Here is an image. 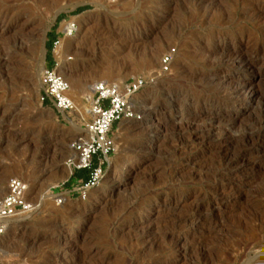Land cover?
<instances>
[{"label": "rangeland", "instance_id": "obj_1", "mask_svg": "<svg viewBox=\"0 0 264 264\" xmlns=\"http://www.w3.org/2000/svg\"><path fill=\"white\" fill-rule=\"evenodd\" d=\"M68 18L78 26L61 67L79 106L94 81L152 73L166 52L172 62L137 95L141 119L116 126L110 167L128 168H109L87 199L56 204L48 190L67 177L72 125L83 121L37 97L48 35ZM0 48L15 55L16 73L0 71V198L19 177L33 205L0 239V264H264V254L251 260L264 251V162L248 161L264 157V0H0ZM235 52L253 56L254 71L231 65ZM257 72L263 83L247 97ZM161 119L158 142L138 149Z\"/></svg>", "mask_w": 264, "mask_h": 264}, {"label": "built area", "instance_id": "obj_2", "mask_svg": "<svg viewBox=\"0 0 264 264\" xmlns=\"http://www.w3.org/2000/svg\"><path fill=\"white\" fill-rule=\"evenodd\" d=\"M63 27L55 31L51 41L52 65L44 64L39 74L38 102L65 117L76 112V100L72 96L69 81L57 68L61 63L60 47L64 39L75 35L78 23L74 18L64 19ZM172 53H163L157 70L147 75H139L124 81L97 80L90 84L87 94L82 96L86 105L87 118L82 131L69 142L71 155L65 160L68 175L50 186L48 195L56 204L71 200H85L95 190L110 165L115 153V131L124 120L138 121L141 115L136 101L137 95L148 85L155 83L169 70ZM85 114V115H86ZM76 171H85V176H75ZM33 212L28 199V184L19 177L7 181L6 191L0 198V239L14 219Z\"/></svg>", "mask_w": 264, "mask_h": 264}, {"label": "bare ground", "instance_id": "obj_3", "mask_svg": "<svg viewBox=\"0 0 264 264\" xmlns=\"http://www.w3.org/2000/svg\"><path fill=\"white\" fill-rule=\"evenodd\" d=\"M3 15V14H2ZM3 18V17H2ZM2 22V21H1ZM18 28V27H17ZM14 30V29H13ZM16 31V30H15ZM20 32L18 31V34H19ZM121 33V32H120ZM117 34V33H116ZM119 34V33H118ZM20 35H22V32L20 33ZM115 36V35H114ZM113 38V37H112ZM115 38H118V36L117 37H115ZM16 39L17 38H15V41H16ZM20 39H22V37L20 38ZM18 40V39H17ZM119 40H121V39H119ZM122 40H123V38H122ZM125 40V39H124ZM14 41V42H15ZM23 41V40H22ZM21 41V42H22ZM17 42H19V41H17ZM129 42V41H128ZM18 44H20V43H18ZM163 43H161V46H163L162 45ZM168 46V45H167ZM167 46H163V48H167ZM19 47V46H18ZM22 47V46H21ZM3 48V47H2ZM159 48H161L160 46L157 48V49H159ZM169 48V47H168ZM253 48V47H252ZM260 48V47H259ZM1 49V48H0ZM18 49V48H17ZM256 49V48H255ZM2 51H3V49H1ZM0 50V51H1ZM6 51V50H5ZM253 51V50H252ZM15 53V52H14ZM245 53H247V51H245ZM260 53V52H259ZM264 52H262V54H263ZM149 54V53H148ZM250 54V53H249ZM156 55H157V51H155V52H153L152 51V53L148 56V58L146 59V64L147 65H151L152 64V62H153V60H154V57H156ZM229 55H231V54H229ZM256 55V54H255ZM225 56V55H224ZM223 56V57H224ZM145 57V56H144ZM222 57V58H223ZM258 57V56H257ZM14 58H15V55L13 54V53H9V52H2V53H0V67H1V72H3V74H4V76H6L7 78H10L11 76H13V78L14 77H16L14 74H16L15 73V69H14V63H12V65L13 66H11L10 64H11V61L12 60H14ZM60 58L62 59L63 57H62V55H60ZM225 58V57H224ZM227 59V58H226ZM16 60H17V58H16ZM220 60H221V58H220ZM63 61V60H62ZM228 61H230V63H231V65L232 64H238L239 66H242V68L244 67L245 68V73H248L249 74V72H252V71H254L252 68H253V56H246V54H242V53H240V52H235V54H234V57H232V58H230ZM16 63H17V61H15ZM221 62V61H220ZM223 62V61H222ZM221 64V63H220ZM63 65V63L61 62L60 64H59V66H58V68H57V70H58V72L59 73H61V74H63L64 76H65V74H64V71L62 70V66ZM65 65V64H64ZM236 66V65H235ZM238 66V67H239ZM15 67H17V66H15ZM227 67V66H226ZM42 68L43 67H41V70H42ZM235 68V67H234ZM243 68V69H244ZM17 70V69H16ZM155 71V70H154ZM153 72V71H152ZM2 74V73H1ZM2 77V76H1ZM5 77V78H6ZM252 83L250 84V86H249V89L246 91V93H245V95H247V97L249 96H252V95H254L255 93H257V91L259 90V85L261 84V83H263L262 81H263V78L260 76V73L259 72H257V73H255V74H253L252 75ZM7 78L5 79V80H7ZM238 78V77H237ZM11 79V78H10ZM10 79H9V81H10ZM9 81H7V82H9ZM236 83V82H235ZM237 83H238V81H237ZM236 83V84H237ZM244 84H245V81H241L239 84H237L236 86L234 85H232V87H234V90H233V93H240L241 91H242V87L244 86ZM228 86H231V85H228ZM261 86V85H260ZM225 88V87H224ZM231 90H232V88H231ZM244 91V90H243ZM227 92V91H226ZM245 92V91H244ZM243 92V93H244ZM88 92H86V93H84L82 96H84L85 94H87ZM227 94V93H226ZM238 95V94H237ZM225 96H228V95H225ZM242 97V94L241 95H239V97ZM180 99V98H179ZM238 99V98H237ZM250 99V98H249ZM182 100V99H181ZM226 100V99H225ZM231 100H232V98H231ZM243 100V99H242ZM230 101V100H229ZM237 102V101H236ZM180 104H182V103H180ZM232 104H234V103H232ZM232 106V105H231ZM186 107V106H185ZM211 109V108H210ZM212 110V109H211ZM216 111H217V109H216ZM154 113V112H153ZM75 114H77L78 116H80V117H84L85 116V114H86V106L85 105H81V106H79L78 104L76 105V113ZM182 113H181V111H180V115H181ZM224 114V113H223ZM183 116V115H182ZM211 118H213V119H215L216 121L218 120H220L221 118V114L219 113V112H215V111H212L211 112ZM162 118V117H161ZM183 118V117H182ZM263 118V117H262ZM166 119V118H165ZM165 119H161L158 123L157 122H155L157 125H155L156 127H155V129L158 131L157 133H147V135H151L152 137H148L146 140H144V147H141V145H139V147H137L138 149H150V148H152L158 141L156 140V139H158V138H160V133H162V131H163V129L165 128L166 129V127H167V124L169 123H167L166 121H165ZM208 119H209V117H208ZM125 121H128V120H124L123 121V123L125 122ZM154 123V122H153ZM154 123V124H155ZM217 123V122H216ZM211 124V123H210ZM212 124H213V122H212ZM259 125H260V122H259ZM75 129H77L78 131H82V129L79 127H77V125H75V124H73L72 125ZM145 126H148L147 124L145 125ZM144 126V127H145ZM209 126V125H208ZM207 126V127H208ZM215 126V125H214ZM225 126V125H224ZM223 126V127H224ZM228 126V125H227ZM169 127V126H168ZM212 127V126H211ZM219 127V126H218ZM216 128H217V126H216ZM215 128V129H216ZM251 128V127H250ZM252 128H254L255 129V127H252ZM258 128V127H257ZM256 128V129H257ZM262 128H264V119H263V121H262ZM145 129H146V127H145ZM144 129V130H145ZM224 129H226V128H224ZM151 130V129H150ZM209 130V129H208ZM228 130V129H227ZM258 130V129H257ZM166 131V130H165ZM177 131V130H176ZM249 131V130H248ZM256 131V130H255ZM260 131V130H259ZM262 131H264V129L262 130ZM79 132V133H80ZM205 132V131H204ZM257 132V131H256ZM211 133V132H210ZM261 133V132H260ZM264 133V132H263ZM244 134V133H243ZM206 135V134H205ZM217 135V134H216ZM227 135V134H226ZM222 136V135H221ZM223 136H225V135H223ZM235 137H236V135H234ZM243 136H245V135H243ZM250 136H251V134H250ZM253 136V135H252ZM207 137V136H206ZM216 137V136H215ZM235 137H229L228 139L229 140H231V142H234V144H235V141L237 140V139H235ZM198 138V137H197ZM225 138H226V136H225ZM239 138V137H238ZM250 138V137H249ZM249 138H247V140L249 139ZM253 138V137H252ZM240 139H243V138H240ZM256 139V138H255ZM224 140V139H223ZM246 140V139H245ZM253 140V139H252ZM222 141V140H221ZM225 141V140H224ZM228 141V140H227ZM238 141H240V140H238ZM244 141V140H243ZM251 141V140H250ZM212 142V141H211ZM210 142V143H211ZM218 142V141H217ZM214 143V142H213ZM225 143V142H224ZM250 143V142H249ZM212 144V143H211ZM210 144V145H211ZM229 144V143H228ZM240 144H241V142H240ZM243 144V143H242ZM245 144V143H244ZM252 144H253V141H252ZM217 145V144H216ZM220 145H221V143H220ZM215 146V145H214ZM213 146V147H214ZM248 146V145H247ZM258 146V145H257ZM212 147V146H211ZM260 147V146H259ZM255 148V147H254ZM215 149V148H214ZM219 149V147L217 148V150ZM253 149V148H252ZM151 150V149H150ZM216 150V149H215ZM217 150H216V152H217ZM212 151V150H211ZM238 153V152H237ZM250 153V152H249ZM211 154V153H210ZM223 154V153H222ZM222 154H220V155H222ZM253 154V153H252ZM259 154V153H258ZM245 155V153L243 152V153H241V154H239V156H244ZM223 156V155H222ZM222 156H221V158H222ZM214 157H215V155H214ZM217 157V156H216ZM219 157V156H218ZM242 157H241V159H242ZM261 158H263V159H261ZM230 159V158H229ZM249 162H251V166H253L254 168L255 167H259V166H261L262 164H263V162H264V157H259V156H255V157H253V158H250V160H248ZM242 162V161H241ZM240 162V163H241ZM232 163L233 162H228V166H230L229 168H231V165H232ZM131 164V162H129V163H126V162H122L121 164H118V166H116V167H118L117 169H116V167L115 168H112V167H110V171L111 172H113L114 174H118V173H122L123 171H125L127 168H128V166ZM218 164V163H217ZM220 165V164H219ZM234 165V164H233ZM237 165V164H236ZM112 166V165H111ZM263 166V165H262ZM216 169V168H215ZM251 172V171H250ZM65 177H66V175H62L60 178H59V180H63V179H65ZM1 185V184H0ZM94 191V190H93ZM92 191V192H93ZM35 211H37V210H35ZM14 220H16V219H14ZM169 223H170V221H169ZM168 226H170V224L168 225ZM167 227V226H166ZM11 227H10V225L8 226V229H7V231H6V233L9 231V229H10ZM165 228V227H164ZM168 228V227H167ZM166 228V229H167ZM173 228V227H172ZM171 230V229H170ZM170 230H165V229H162V227H161V229H160V232L162 233V239H163V241L165 240H167L168 238H172V232L170 231ZM5 233V234H6ZM253 241V240H252ZM168 243H170V242H168ZM175 243V242H174ZM264 252V251H263ZM262 251L261 252H258V253H255L254 255V257H252L251 258V260L253 261V259H255V260H261V259H263V258H261L262 257V255L264 254ZM262 254V255H261ZM249 262H251L250 260H248V262L246 263V264H249ZM245 264V263H244Z\"/></svg>", "mask_w": 264, "mask_h": 264}, {"label": "trees", "instance_id": "obj_4", "mask_svg": "<svg viewBox=\"0 0 264 264\" xmlns=\"http://www.w3.org/2000/svg\"><path fill=\"white\" fill-rule=\"evenodd\" d=\"M83 8H78L75 10V13H78L82 10ZM61 17V16H60ZM58 17V19L60 18ZM55 38V32H52L48 35V42L46 43V50H47V54H46V59L49 58L50 63L52 65V61H51V55H50V49H51V41ZM75 176H82V173L80 171H76L75 172Z\"/></svg>", "mask_w": 264, "mask_h": 264}, {"label": "crops", "instance_id": "obj_5", "mask_svg": "<svg viewBox=\"0 0 264 264\" xmlns=\"http://www.w3.org/2000/svg\"><path fill=\"white\" fill-rule=\"evenodd\" d=\"M46 58H45V64H46ZM51 61H52V58H51ZM82 173V176H85L86 172L85 171H80Z\"/></svg>", "mask_w": 264, "mask_h": 264}]
</instances>
